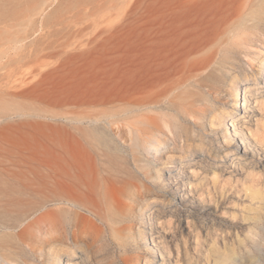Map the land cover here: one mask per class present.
<instances>
[{"label":"rangeland","instance_id":"1","mask_svg":"<svg viewBox=\"0 0 264 264\" xmlns=\"http://www.w3.org/2000/svg\"><path fill=\"white\" fill-rule=\"evenodd\" d=\"M167 2L177 6L168 7ZM199 2L202 0H0V63H46L35 79L16 90L11 84L5 87L4 77L0 80V106L11 108L19 101H37L40 108L36 109L46 111L0 118V177L10 179L6 185L0 184V212L2 206L16 200L24 204L13 206L11 222L28 212L12 228L0 229V264L4 260L14 264V258H19V264H264V200L249 197L248 171L229 169L214 176L186 170L191 186L185 177L175 176L177 170L169 171V166L161 165L172 147L171 141L168 146L150 149L143 158L147 166L144 172L149 170L155 176L149 181L140 174L131 154L124 151L117 154L118 160L124 161L122 168L110 170L106 163L98 161L101 174L119 176L121 181L111 190L113 200L119 189L125 188L124 194L133 197L137 186L141 190L144 185L148 188L141 200L134 197L132 202L125 195L121 204L113 201L115 212L125 217L116 215L110 219L104 212L100 217L78 208L51 205L46 207L52 212L50 219L39 221L43 210L29 211L41 202V175L57 170L58 140L70 141L60 129L74 132L77 127L88 126L68 118L71 115L66 103L75 98L117 95L123 63H181L183 52L202 38V7L195 5ZM159 11L164 22L161 28L152 23ZM259 29L263 30L262 26L254 28V32ZM179 32L184 35L176 36ZM256 34L257 40L260 35ZM240 37L226 38L210 63L236 59L242 70L259 77L264 48L257 40L247 48L250 56L241 54L244 48ZM4 73L0 71V75ZM104 82L117 84L108 88ZM16 93L19 96H14ZM234 99L225 92L220 106L233 110ZM261 102H252L257 111L252 124L264 117V98ZM242 104L239 101V113ZM203 123L205 137L214 142L208 147L213 156L231 148L222 129L212 130L207 121ZM108 133L112 134L109 128ZM114 142L122 146L117 139ZM236 146L240 151L237 143ZM181 154L183 151L176 156ZM20 158L30 160L26 166L31 169L21 168L24 171L18 173V168L10 165L11 160ZM161 168L165 173L160 180ZM23 175L35 182H19ZM26 185L29 186L25 188ZM24 196L32 200L30 207ZM174 205L179 207L177 211ZM129 206L131 210H127ZM52 224L59 225L54 233ZM20 234L23 242L10 237Z\"/></svg>","mask_w":264,"mask_h":264},{"label":"bare ground","instance_id":"2","mask_svg":"<svg viewBox=\"0 0 264 264\" xmlns=\"http://www.w3.org/2000/svg\"><path fill=\"white\" fill-rule=\"evenodd\" d=\"M165 5L177 6L173 2H167ZM195 5L202 7V38L195 41L193 47L183 52L181 63H123L122 80L116 86L119 88L117 95L95 96L81 100L75 98L66 103L69 108L68 113L71 115L68 118L77 124L87 123L88 126L77 127L74 132L65 128L60 129L63 131L62 135L67 136L70 141L68 143L58 140L56 145L57 170L54 174H42L39 178L43 184L42 188L38 187L41 188L39 189L41 202L39 201L40 204L36 209L29 210L33 213L43 210L39 221L50 219L52 212L46 210V207L51 205L78 208L100 217L105 213L110 219L111 216L116 215L125 217L123 213L115 212V203L121 204V198L125 195H129L132 202L134 197L141 200L148 192V188L144 185L141 190L137 186L133 197L130 194H124L127 191L125 188L122 190L118 188L116 200H113L111 190L119 187L117 185L121 181L117 179L119 176L114 178L107 173L101 174L98 161L106 163V168L110 170L112 167L122 168L124 161H119L117 154L124 151L131 154L133 160L139 165L140 174L142 173L149 181L155 176L149 170L144 172L147 166L143 158L149 154L150 149L156 150L162 145L168 146L170 141L172 147L169 154L163 158L161 165L169 166L167 169L169 171L177 170L176 177H185L186 170H196L203 174L209 172L214 176H219L220 173L227 172L229 169L235 171L237 169L240 172L248 171L251 184V187L247 188L249 197L253 200H264V117L262 120H256L255 124H252L251 119L257 112L252 102L259 105L264 98V54L260 57L257 74L259 77H253L254 75H249L242 70L237 65L236 59L233 61L225 59L223 63H210L213 57L219 54L224 40L229 37H243L241 46L244 51L240 49V53L244 55H249L247 48L255 45L257 40H260L264 48V18L262 17L264 16V0H235L233 2L202 0L201 3H195ZM163 6L164 3L160 8ZM161 15L163 14L159 11L152 20V23L159 28L164 26ZM260 26L263 30L256 31L260 35L256 40L257 34L254 28L257 29ZM183 35L184 33L179 32L176 36ZM262 47L260 49H263ZM257 50L259 52V48ZM45 65L46 63H0V71H6L0 75V80L4 77L5 87L11 84V88L16 90L35 79L40 68ZM116 84L117 82L103 83L108 88ZM225 92L235 97L233 110L220 106ZM14 96H19V94L16 93ZM239 101L243 103L242 113L238 110ZM36 107L40 108L37 101L29 103L19 101L11 108L2 104L0 118H6L9 115H40L37 113L46 112ZM259 116H262V112ZM190 117L194 118L193 122ZM204 120L209 123L212 130L220 128L224 131V137L231 148L215 156L211 154L208 147L213 146L214 142L207 140L208 137L206 138L203 133ZM102 123L105 125L102 126ZM108 128L112 130L113 138L110 136L112 134L108 133ZM114 129L115 132H113ZM60 130L59 133H61ZM114 139H117L122 146H117ZM236 143L240 151L237 150ZM179 151H183V154L176 156ZM159 159H162V156ZM10 162L11 166L18 168V173L19 170L24 171L21 168L31 169L26 166L30 160L20 158ZM160 172L162 175L158 178L161 180L165 170L161 168ZM228 173L233 177L234 172ZM27 177L26 175L20 176L18 179L21 181L19 182H35V179L33 181ZM185 179L189 185H193L191 179L188 177ZM8 182L10 183V179L0 177V184L6 185ZM259 185L263 190L256 189L255 186ZM27 186L29 185L25 188ZM189 191L192 192V189ZM25 193L24 191V195ZM24 199H26L25 196ZM26 202L28 207L32 205L30 203L32 200L26 199ZM22 204H24L23 201L16 200L2 206L4 209L0 212V229L8 230L14 224L20 223L22 217H25L28 212L14 219V223L11 220H13V206ZM172 208L177 211L179 207L174 205ZM131 209L132 206H129L127 210ZM54 218L56 219V216ZM56 222L59 221L56 219ZM43 224L45 225V222ZM56 227L51 231L52 233L55 232ZM49 235L52 236V234ZM10 237L23 242V234ZM12 262L19 264L20 260L14 258ZM4 264H8V260H4Z\"/></svg>","mask_w":264,"mask_h":264}]
</instances>
